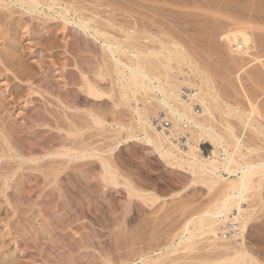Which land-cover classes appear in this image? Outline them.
I'll return each mask as SVG.
<instances>
[{
	"label": "rangeland",
	"instance_id": "rangeland-1",
	"mask_svg": "<svg viewBox=\"0 0 264 264\" xmlns=\"http://www.w3.org/2000/svg\"><path fill=\"white\" fill-rule=\"evenodd\" d=\"M74 1L77 3L74 6L80 4L78 3L80 1L77 2V0H70V2L69 0H61L58 3L60 5H57L55 9L58 11L61 7L65 8L70 5L73 7L71 3H74ZM222 1L220 0V2ZM225 1V3L228 2L227 0ZM48 2L52 1L48 0ZM223 2L221 3L223 4L222 6L225 5ZM68 3L70 5H64ZM81 3L83 4L84 2ZM89 3L86 2L83 6L87 5L90 9H95L94 11H96L97 7L94 6L95 8H92L94 4L91 6ZM82 4L80 5L82 6ZM221 4L218 5L221 6ZM226 5L229 6H224L229 8H226L228 11L225 9L223 12L224 9L222 7L223 15L221 17L217 16L219 17L218 20L215 17L213 18L214 22L218 21V23H212L213 19L210 18V21H208L209 19L206 21V24L207 22H211L208 24L209 26L202 24L203 28H207L206 30L198 26V28H202L203 30L201 29L200 32V30H197L198 28H194L195 33L193 30H190L192 32V35H190V31H181V33L183 32L181 34L180 29L175 28L178 30L182 40L181 37L177 39L181 40L178 41L179 47L177 49H170H173L174 54L172 56L175 58L182 53L191 57L194 60L193 62H195L194 66L200 67L201 71H204L202 73H205L204 76L208 80L204 86V97L207 101V104H205L208 110L207 114L209 115L207 116L208 126L215 128L214 130L219 134L223 133L221 135H227L228 131L233 129L232 131H235V135L241 137L243 140V148L240 152L238 151L236 158L247 162H256L264 160V0H229ZM14 10H19L23 13L19 7H16ZM42 11L40 20L35 19L32 21L34 27L30 25L27 28V26L25 27L22 24L21 29L19 25V28L15 27V30H10L9 39L10 43L12 40V43H15L14 47L8 46V48L6 46L8 40L0 37V67L3 68L6 64L12 67L14 63H11V61L14 60V57L18 56L20 57L18 58L19 62L26 67V73L29 77H34L33 80L30 79V82L23 81L24 79L21 81L22 77L24 78L26 74L20 75L15 70L13 74L8 73L12 77L9 80L6 78V74L0 71V98L6 96L3 100H11L14 97H16L15 99H20L19 96L21 95V98L25 99H21V102L19 101L20 103L17 104L18 106L15 104L16 108L10 111H5V108H2V105L0 106L1 125L4 128L6 127L5 131L8 137L15 129H26L24 133L25 141L21 142L23 147H21L22 145L16 146L18 142L14 143V147L21 149L20 152L23 150L26 153L28 147H37L36 144L39 146L43 141L44 143L48 141V143L46 142L45 144L43 143L44 145H41L42 149L38 147L41 150L40 152L37 149L36 154L33 156L28 155V159L43 158L47 152H66V150L74 147L77 150L76 155H78V159L69 162L70 159L67 157H55L54 161L58 160V162L64 163L61 164L64 166V168L62 167L64 170L57 178V181L55 180L54 182L52 178L50 179L53 183L44 180L45 176L51 173L50 166H48V169H45V167H42L44 169H38L36 168L38 164H34L31 161L29 163L28 159H26L28 160L26 161L27 163L17 158L10 159L7 157L0 160V173L12 175V178H10L12 180L9 181L10 185L8 184L10 188L7 187L9 191L5 185H2L3 182L0 180V264H144L145 261L152 259L164 262V264H168L169 262V264H194L199 255L200 257L201 255L203 257L204 255H209L211 259L212 257L216 259L218 258L217 256L222 257L221 254L223 252L225 255H228V252L232 254L231 251L234 250V246L242 244V242L245 247L247 245L252 248L255 247V249H251L264 255V176L261 175L257 176V179L255 178V182L257 181L256 184L258 183L259 187L257 188L258 191L254 190L252 192L256 191L254 193L256 195L254 196L252 192L251 194L249 193L250 197H245V200L240 204L243 209V217L249 218L247 228L242 236H238V238L232 237L234 235L233 232L240 229L239 222H227L219 226L221 232L219 230L220 233L218 232L217 238L213 235L211 236V234L200 236L201 238L208 237V240L207 238L201 240L200 237L196 238L194 249L191 247L192 252L190 250L186 251L185 248L179 245L181 239L185 238L186 235L182 236V238H177V235L179 236L186 223L193 220V218L194 220L198 219L202 216V212L205 213V211L211 209L224 196L226 192L224 189L225 185L223 183L213 185L206 180L208 175L192 174L188 170L172 165L160 156L153 146L144 142L143 136L138 130V123H134V121H138V116L134 114V109L138 107L144 112V110L150 107L151 109L148 110H151L153 123L158 127L155 118L158 109L155 108L153 110L156 102L145 103L143 96H138L139 102L137 99H132L131 96L124 97L120 88L121 83H118L119 79L116 78L117 76L113 72L109 74L110 76L108 74L107 77L104 76L105 78L97 76L93 60L96 53V56L104 55L102 53L104 50H101L103 44L99 41L95 43L94 39L90 36L86 35V37L75 25L70 24V26L67 25L65 27L64 25L62 26L64 22L59 18L57 19L58 21L50 20L46 17V14L53 15V17H57V15L46 7ZM94 11H91V13L89 11L87 14L92 15ZM15 16L19 17L20 15L16 14ZM29 16L34 17L36 14ZM76 16L72 14L70 16L71 21H78V16ZM103 17L102 14L99 20L103 19ZM105 18L107 17H104L102 21L105 22ZM228 19H232L233 23ZM235 19L237 22L239 21L243 24H240L242 29L249 22L248 29L246 30V25L245 32L250 38L248 42L249 46H247L250 53L249 57H251L247 56V58L244 56V60L242 59L243 56L239 59L240 55L237 57L238 55L235 52L232 55L233 51H231L232 48L229 46L231 43L225 38L228 35L226 32L230 34L239 29L237 28L240 27L239 23L237 24L236 22L235 25L237 24L238 26H233ZM222 21L224 23H221ZM229 22L232 23V26ZM44 23L49 24L45 25ZM225 23L227 25L224 29L223 25ZM23 25L24 27H22ZM202 25L200 24V26ZM219 25L223 30L220 29ZM49 26L54 30L57 29L52 35H48ZM46 28L48 33L47 30L44 31ZM4 29H7V27L5 26ZM66 43L68 44V48H71L68 49ZM1 46L4 47L2 48ZM158 46L160 45L152 47L157 49ZM163 47H159L158 49L162 50ZM94 49L97 50L96 53H94ZM3 51H5L4 54ZM8 54L12 56L10 60L12 65L8 62L10 59ZM164 54L167 55V52L165 51ZM5 55L8 57L5 58ZM90 55L93 59L90 58ZM228 56L236 57L235 61L229 62L230 57L228 58ZM99 58L100 60L104 59L102 56H99ZM236 60L240 61L236 64ZM108 61L107 63H110V58ZM111 63L107 66L110 67ZM194 66L190 67V64H179L176 61L171 62L169 65L167 73L169 82L181 85L185 99L188 98H186L185 93H189L188 91L192 90V88L188 87L184 82L193 80H196L195 83L199 82L196 78L194 79V76L190 72V69ZM81 72L84 73L82 74ZM103 72H105V69ZM37 74H40V76H37ZM85 76L87 77L86 81H90L106 95L101 97V99H96L91 96L89 97V95L87 96V93H83L85 91L81 92V90H85V87L80 86V84L84 83L82 77L84 79ZM15 77H19L20 79H16ZM25 82H29L30 84H26ZM32 83L35 89L37 85H41L44 89H37L36 91H40H38L39 94H32L34 92L27 87L28 84L31 85ZM22 86L27 89L25 93ZM17 87L18 90L16 89ZM10 88L17 91L12 92L13 95L11 96H14L13 98L8 94ZM68 89L72 96H69L68 100V96L63 95L62 97L65 96L66 102L61 99L62 97H60L58 92L59 90H65L66 92ZM16 94H18V97ZM27 95H31L29 96L30 98ZM43 95L44 97H42ZM61 100L66 103L68 101L71 102L74 109L77 106L76 109L74 110L72 107H70L72 109L68 108L65 105L69 106L71 103L64 105L65 102L63 103ZM29 105H31V108H29ZM200 105L196 104L194 106L197 112L202 110ZM146 106L147 109H145ZM24 114H26L27 120L26 118L24 119ZM38 114L42 117L45 115L44 118H49L45 119L49 120L47 125H50H46V127L41 126L42 128H40L36 123H33L34 116ZM95 117L98 119L100 117L102 119L105 118L104 120L109 124L105 125V129L101 128L93 123L96 121ZM16 120L17 122H15ZM115 120H117L116 122L121 121L123 123L121 124L125 127L124 131L121 130L122 132L120 131V133L118 131L113 132L118 129L116 126L113 127V121ZM70 121H75L76 124ZM245 121H248L252 127H245ZM132 122L134 125L132 124L131 126ZM4 124L8 127L10 125V127L8 128ZM28 124H30L29 128L27 127ZM32 124H34L33 129L31 128ZM57 126H59V129ZM71 126H74V128H71ZM255 126L257 127L256 130L254 129ZM67 129H71V132L72 129L76 131V142L72 141V136L71 138L67 137ZM35 130L37 131L36 134H34ZM109 131L110 133H108ZM27 132L29 136H27ZM21 136L23 137V134ZM1 138L3 137L0 135V150L5 146L4 138L3 140ZM10 139L12 140V137ZM71 141L73 144H71ZM5 147L7 148V145ZM198 148L202 151V154L199 156L200 160L211 163L212 166L219 169L220 158H218V152L204 139L198 143ZM83 154L86 158H83ZM51 160L53 161V159L45 158L43 162ZM22 163H24L23 166H20ZM106 166L113 172L112 175L115 173L112 178H115L114 180L108 179L109 181H107L104 178L103 172H105ZM44 171L46 174H43ZM224 176L226 178L230 177V175ZM231 179H236V177L232 176ZM53 186L61 188L60 191L52 189ZM231 216L232 219L234 216H238L236 208L233 209ZM181 223L182 226H180ZM220 234L225 236L229 240L228 242L232 244L226 245L227 241H224L226 239L220 236ZM214 238L216 239L215 242ZM218 238H223V240H217ZM196 243H200L199 246L204 250ZM216 243L223 248L226 245V251L221 246V248L215 247L217 246L215 245ZM209 244L213 248L209 247ZM228 246H232L233 249L229 248V251L227 249ZM175 250L178 252H175ZM185 251L187 255H185ZM193 251L197 253L193 255ZM216 251H218L217 253H221L215 257ZM206 252L209 253L206 254ZM165 254L166 256H164ZM40 255H43V258ZM187 257H189V261ZM5 258L8 259L6 260ZM44 258L47 260L49 258V261L46 263ZM181 260H184L182 261L183 263Z\"/></svg>",
	"mask_w": 264,
	"mask_h": 264
},
{
	"label": "bare ground",
	"instance_id": "bare-ground-1",
	"mask_svg": "<svg viewBox=\"0 0 264 264\" xmlns=\"http://www.w3.org/2000/svg\"><path fill=\"white\" fill-rule=\"evenodd\" d=\"M49 1H52V2L49 3L48 0H0V37L2 39L8 40L7 45L6 44L5 45L7 47L8 46L14 47L15 43H12L13 40L10 43V39H9L10 38V33H9L10 30H12V29L15 30V27H18L19 25H20V29H21L22 24H24L25 27L27 26V28H28V26L33 24L32 21H34L35 19L40 20L41 15L43 13L42 10L45 7L49 11H52L55 13V15H57V17H55V16L53 17V15H47L46 14V17H48L50 20L53 21V20H57L59 18L64 22V24L62 23V26L64 25L65 27H67V25L70 26V24L75 25L79 29L80 32H83L85 34V36L87 35V36H90L91 38H93L95 43H96V41L101 42L103 44V48L101 50H104V52H102L104 55L101 54L99 56H102V58H104L102 60H104V61L100 60L99 56H96L97 50L94 49L95 50L94 53H96L95 56H94V54H92L94 56L93 61L95 62L94 63L95 65L93 64V66L95 67V71L97 72V76H99L100 78H101V76L107 77L109 74H111V72H113L116 74V76H117L116 78L119 79L118 83H121L120 88H121V91H122V94L124 97L131 96L132 99L138 100V96L139 97L143 96V100L145 103L150 104V103H152V101L156 102L154 109L153 108L152 109L153 110H155V108L158 109V111L156 109V111L158 113H156L157 115L155 117L157 122H158V127L155 126L153 123L152 115L150 113L151 110L150 111L148 110L151 108L149 107L147 109L148 105L145 108L147 110H144V112H142L138 107H136V109H134V114H136L138 116V118H137L138 121H134V123L135 124L138 123V126H139L138 130H139V132H141L140 134H142L144 142L153 146L154 149H156V151L160 154V156L165 158L172 165H175V166H178L179 168L188 170L192 174L208 175V178L207 179L204 178V179L211 182L213 185H216L219 183H223L225 185L224 189L226 190V192H225L224 196L220 200H218L216 202V204H214L211 209L207 208L208 210L205 211V213L202 212L203 213L202 216H200L198 219L194 220V218H193V220H190L188 223H186L184 229H182L180 227V226H182V223H181V225L179 227L182 229V232L179 234V236L177 235V238L178 237L182 238V236H184V235H186V237L181 239V243L179 245L182 246L183 248H185L186 251L187 250L191 251V249H192L191 247H193V249H194V246H195L194 241L196 238H198L202 235L204 236L205 234H208V235L211 234V236L213 235L217 238L218 232L220 230L219 226L224 225L227 222H232V223L239 222L240 223V227H239L240 229H239V231L233 232L234 235L232 237L238 238V236H242V234L244 233V231L247 228L249 218L243 217V209H242V206L240 204H241V202H243L245 200V197H247V196L250 197L249 195L251 194L252 191H254V190L258 191L257 188L259 186H258V183L256 184L257 181L255 182V178L259 175L264 176V160H259L256 162H247L243 159L239 160L238 158H236V154L238 153V151L240 152L243 148V140L241 139V137L236 136L234 133L235 131H232L233 129H231V130L229 129L230 130V131H228L229 133L226 132V133H228L227 135H221L223 133L219 134L214 130L215 128H212V126H208L209 122H208L207 116H209V115L207 114L208 110L206 108V104H207L206 102L207 101L205 100L206 98L204 97V93H205L204 86L208 80L204 76L205 73H202L204 71H201L200 67L194 66L195 62H193L194 60L191 57H188L187 55H185L183 53L182 54L179 53L180 55L177 58H175L172 56L174 54L173 49H170V48L177 49L179 47L178 41L182 40V37L179 36V32H178L179 29H180V33H181V31L189 32L190 30H193V32H194L195 31L194 28L197 29L198 26L203 28V25L206 24V21L208 19H209L208 21H210V18L213 19L215 17V19L217 18L216 20H218V18L223 15V12L225 11V9L228 8L229 6L231 7V5H232L231 2H230L231 5L228 4L229 5L228 6L226 4L229 2V0H227L228 1L227 3H225L226 1L223 0L224 2L223 1L222 2L225 4L224 6H228V7H224V6H222L223 4H221L222 2H220V0H218L219 3L216 0H213V1H215V3H213L212 0H84V1L83 0H77V2L80 1V2H78L80 4H82L81 2H84V3L90 2L89 4L91 6L94 4L92 8L97 7L96 9L98 10V12H96L97 10L94 11L95 9H90L87 5L83 6L84 3L82 4V6L80 4H78L77 6L76 5L74 6V4L76 3L75 1H74V3L73 2L71 3L73 7H71V5L68 3V4H64V5H70L69 7L67 6V7L63 8L60 6L61 7L60 10L57 11L55 9V7H57V5H60L58 3L61 0H49ZM65 2H67V1H65ZM69 2H70V0H69ZM216 2L218 4H221V6H219ZM16 7L21 8L23 13L20 12L19 10L18 11L14 10ZM222 7L224 9L223 12L221 10ZM228 9H226V11H228ZM89 11H90V13H91V11H94V12L92 13V15H89V14H87ZM16 14H19L20 16L16 17L15 16ZM31 14H36V16H34V17L29 16L28 17V15H31ZM72 14L78 16V21H74V20L71 21L70 16ZM102 14L104 17H107V18H105V22L102 21L104 19V17H103V19L101 18V20H99V18L102 16ZM104 14H106V15H104ZM217 16H219V17H217ZM50 20H48V21H50ZM228 20H230V19H228ZM231 20H230V22H232L234 19L232 21ZM46 22H47V20H46ZM230 22H229V24H231V26H232L233 22L232 23H230ZM236 22L237 21L235 19L233 26L235 25ZM190 23L191 24L194 23L195 25L194 24L192 25L194 27L190 26L191 25ZM198 23H200L201 25L203 24V25L200 26V24H198ZM210 23L211 22H209V23L207 22L206 25H208ZM212 23H218V21L214 22V19H213ZM221 23H224V21H222ZM238 23L240 26L241 22L238 21L237 24ZM44 24L48 25L49 23L48 24L44 23ZM60 24H61V22H60ZM237 24L235 26H238ZM244 24H246V23H244ZM248 24H249V22L246 24L247 28H246V25H244L243 29L240 26L241 28L237 27L239 29L238 30L236 29L235 31L232 30L233 32H231L230 34H229V32H226V33H228V35L225 38L227 39V41H229L231 43V45H229V46H231V48H232L231 49V51H233L232 55L234 52L237 53L236 54V55H238L237 57H239V55H240L239 59L241 58V56H243L242 59L247 57V56L249 57V54H250L248 52L249 51V48H248L249 43L248 42H249L250 38L247 36V33L245 32V28H246V30L248 29ZM24 25L22 27H24ZM196 25H197V27H196ZM206 25H204V26H206ZM220 25H219V27H220ZM226 25H227L226 23H225V25H223L224 29H225ZM241 25H243V24H241ZM5 26L7 27V29H4ZM55 26H56V24H55ZM175 28H177L178 30ZM187 28H189V29H187ZM174 29L177 31H175ZM201 29L198 28L197 30H200V32H201ZM203 29L206 30L207 28H203ZM220 29L223 30L221 27H220ZM46 30H47V28L44 31H46ZM54 31H57V29L54 30L53 28H50V26H49V34L48 35L54 34ZM177 32H178V34H177ZM40 33L42 34V32H40ZM47 33H48V30H47ZM55 34L57 35V33H55ZM190 35H192V32L190 33ZM180 37H181V40H177ZM226 39H224V40L226 41ZM67 45L68 44L66 43V47L68 48ZM155 45L156 46L160 45V46H158L156 49V48H154V47H156ZM6 46H5V48H6ZM152 46H154V47H152ZM1 47L3 48L4 46H1ZM159 47H163V49L162 50L158 49ZM167 47H169V48H167ZM69 48H71V47H69ZM165 51L167 52V55L164 54ZM4 52L5 51H3V54H4ZM176 52H178V51H176ZM90 53H92V52H90ZM8 56L10 57V59L8 58L9 59L8 62L10 63L12 56H10V54H8ZM8 56H6L5 58H7ZM229 57L230 56H228V58ZM18 58H20V57H18V56L14 57V60L15 59L17 60V61L15 60V62L12 59L13 61H11V63H14L12 67L7 66L8 64H6L5 67H3V68L0 67V71H2L4 74H6V76H7L6 78H8L10 80V78H12V77H10L8 75V73L13 74V71L16 70L15 72L17 73V71H18L20 75L26 74L25 76L22 75V76H24V78L22 77L21 81L24 79L23 81H29L30 82V79L33 80L34 77L33 76L29 77V75L26 73V70H27L26 67L24 66V64L19 62ZM90 58H92L91 55H90ZM109 58L112 61V63L110 61V63L112 64V65H110V67L107 66L110 64V63H107V62H109L108 61ZM235 58H233L231 56L230 57L231 60L229 59V62L235 61ZM242 59H241V61H242ZM237 60H238V58H237ZM237 60H236V64L240 61V60L239 61H237ZM5 61H7V59H5ZM173 61H176L179 64H186V65L190 64V67L192 65L194 66V67H192V69H190L191 70L190 72L194 76V79L196 78L197 81L199 80V82L195 83L196 80L184 82V84H186L188 87L192 88V90L188 91L189 93H185L186 98L188 97L187 99H185V97H184L183 91L181 89V85H179L178 83L174 84L172 82H169V77L167 76V73H168L169 65ZM101 62H103L104 65H102L103 63H101ZM5 63H7V62H5ZM242 63H243V61H242ZM102 68H103V70L105 69V72H103ZM192 70H193V72H192ZM81 73L83 74L84 72H81ZM30 75H33V74H30ZM38 75L40 76V74H37V76ZM85 75H87V74H85ZM85 77H84V79L82 77V80H84V83L80 84V86L82 85L83 88L85 87L84 88L85 90L80 89L81 92L85 91L83 93H87V96L89 95V97L91 96V97H94L96 99L97 98L101 99V97L106 95L103 91H100L99 88L95 87L94 84H92L90 81H89L90 83L88 81H86L87 77L86 78ZM112 77H114V76L112 75ZM15 78L17 79L19 77H15ZM8 79H7V81H8ZM19 79H18V81H20ZM200 80H201V82H200ZM116 81H118V80H116ZM29 82H27V83H29ZM33 83L31 85H29L30 84L29 83L28 84L29 86L27 85V87H29V90L34 92V93L31 92L32 94H35V93H38V91L40 89H42L43 87L41 85L40 86L37 85L36 86L37 88L35 89ZM7 86H9V85H7ZM24 86H25V84H24ZM24 86H22V88ZM68 86L70 87V85H68ZM18 87L16 88L17 90H18ZM22 88H21V90H22ZM14 89H15V87H14ZM37 89H39V90L36 91ZM25 90L27 91V89H25V87H24V90H23L24 93H25ZM61 90H59V92H58L60 94V97L65 95V96H68V98L67 97L66 98L69 100V98H70L69 96H72L71 92H69V89L66 90V92H65V90L64 91H61ZM12 92H17V91L12 90V88H10L8 94L11 98L14 97V96L13 97L11 96V95H13ZM56 93H57V91H56ZM18 94H20V93H18ZM18 94H16L17 97H18ZM29 96H31V95H29ZM29 96L27 95V97H29ZM5 97L4 98L1 97L2 100L0 98V100H1L0 106L2 105L3 106L2 108H5V111H10L11 109L16 108V105L21 102L20 100L24 99V98H21V95L19 96L20 99H18V98L15 99L16 97H14L11 100H8L7 98H6L7 100H3V99H5ZM42 97H44V95ZM64 97H62L61 99L65 100ZM43 99H45V98H43ZM7 101H10V102H7ZM26 101H27V98H26ZM65 101L67 102V100H65ZM66 102L64 103V105L71 103L69 101H68V103H66ZM138 102H139V100H138ZM32 103H33V100H32ZM196 104H199V105L201 104L200 105L202 108L201 111H199V112L196 111V109L194 107ZM39 105H40V103H39ZM72 105L73 104L71 103V105H69V106L65 105V106H67L68 108H70V107L73 108L74 106H72ZM30 106L31 105H29V108H31ZM37 106H38V104H37ZM135 106H137V105H135ZM76 107H75V109H76ZM72 108H70V109H72ZM37 112L39 113L38 110H37ZM50 113H51V111H50ZM8 114H9V112H8ZM72 114L74 115V113H72ZM24 115H25L24 119L26 118V120H27L26 114H24ZM44 116L42 117L40 114H38L37 116H34L33 123H36L40 128H42L41 126L46 127V125L49 121L46 119H49V118L45 117L46 118L45 119ZM100 118L99 119L96 118L95 119L96 121H94L93 123L98 125L101 128L102 127L104 128L105 125L107 126L108 122L106 120H104L105 119L104 117H103L104 119H102V118L100 119ZM70 119H72V118H70ZM115 119H116V117H115ZM62 120H64V119H62ZM165 120L170 122L171 127L167 128V129H161V127L159 125L161 124V122H163ZM116 121L117 120L113 121L114 122L113 127L116 126L118 129L115 128L116 130H114L113 132L118 131V133H120L121 130L124 131L125 127L122 125L123 123L120 120H118L120 122H116ZM15 122H17V120ZM27 122H25V123L27 124ZM29 122H30V120H29ZM70 122L71 123L74 122V124H76L75 121H70ZM10 124H12V123H10ZM13 124H14V122H13ZM30 124L27 125L28 128H29ZM132 124H133V122L131 123V126H132ZM4 125H6V124H4ZM49 125L50 124H48L47 126H49ZM244 125L247 128L252 127L248 121L247 122L245 121ZM33 126H34V124H32V127H31L32 129H33ZM36 126H35V128H36ZM38 126H37V128H38ZM74 126H71V128L72 127L74 128ZM9 127H10V125H9ZM15 127H16V125H15ZM23 127H25V126H23ZM57 127L59 129V126H57ZM76 127H77V125H76ZM135 127L137 128L136 125H135ZM135 127H132V128L136 129ZM5 128L1 125V120H0V135H1V137L4 138V140H3V138H1V139L4 141V145L5 146L7 145V148L4 146V148H6V149L3 148L2 150H0V160L3 158H7V157L10 159L11 158L12 159H16V158L20 159V160H22V162H23V160L25 162L29 160L28 161L29 163L31 161L34 164H38V165H36L37 166L36 168H38V169H40V168L44 169L42 167H45V169H48V166H50L49 169H50L51 173L47 174L46 176L44 175L45 176L44 180L48 181L49 183L52 182L53 180H54V182H55V180L57 181L58 180L57 178L59 177L61 172L64 170L63 169L64 166L61 165L64 163H62V162L60 163V162H58V160L54 161L55 157H57V156L58 157H67L68 159H70L69 162L71 160L78 159V155H76L77 150L74 149L75 147L71 148L70 150H66V152H63V151L60 153H59V151H57V153L56 152H54V153L47 152L43 158H39V159L38 158L37 159H34V158L31 159L30 158V159H28V155L33 156L34 154H36L38 151L37 149H39L38 147H40V149H42L41 145H44L46 142L48 143V141H45V143L43 141L44 144L42 143L39 146L36 144L37 147H35V146L34 147L33 146L28 147V151H26V153H24L23 150H22V152H20L21 149H19L18 147H14L15 146L14 143L16 144L18 142V144H16V146L22 145L21 147H23L22 143L25 141L24 140V135H25L24 133L26 132V129L17 127V128H20L21 130H16V129L14 130V128H13L14 131H12V133H11L12 136L10 135L8 137V136H6ZM55 128H56V126H55ZM254 129L256 130L257 127L255 126ZM70 130L71 129H69V130L67 129V131H68L67 133L69 135V136L67 135V137L71 138V136H72L74 138V139L72 138V141L76 142V137H77V136L75 137L76 131L74 130L75 131L74 132L72 129V132H71ZM30 131H32V130H30ZM110 131H111V129H110ZM110 131L108 133H110ZM36 133H37V131L34 134H36ZM46 133H48V132H46ZM22 134H23V137L21 136ZM27 134H28L27 136H29L28 132H27ZM7 135H9V134H7ZM10 137H12V140L10 139ZM25 139H26V136H25ZM202 139L206 140L218 152V155H219L218 158H220L219 169L212 166L211 163H206V162L200 160L199 156H200V154H202V151H200V149L198 148V143H200ZM14 140H15V142H14ZM16 140H18V141H16ZM68 140L70 141V139H68ZM72 141H71V144H73ZM25 146H26V144H25ZM40 149H39V152L41 151ZM231 149H233V150L231 151ZM45 158L53 159V161L51 160V161L44 163L43 160ZM83 158H86V156L84 155ZM26 159H28V160H26ZM24 163H22V165H20V166H23ZM106 165H108V164H106ZM103 167H105V166H103ZM103 169H105V168H103ZM45 171L43 174H46ZM104 171L105 172H103V175H104V178L107 179V181L115 179V178L112 179L114 177L113 175L115 173L112 175L113 172L110 171L109 167L107 168V166H106V170H104ZM224 175H230V177L226 178ZM232 176L236 177V179H231ZM10 178H12V175L0 173V180H2V182H3L2 185H5L6 189H7V187H9L8 186L9 181L12 180ZM51 178H52V181L50 180ZM259 178H261V177H259ZM107 181H104V182H107ZM259 184H260V181H259ZM53 187H52V189L57 190V191L58 190L60 191V189H61V188H57V187L53 188ZM3 190H4V188H3ZM54 192H56V191H54ZM61 192H63V191H61ZM254 193H256V191ZM254 193H253V195L255 196L256 194H254ZM251 197H252V195H251ZM152 203H153V201H152ZM234 208H236L238 210V216H234L232 219L231 214H233ZM189 219H190V217H189ZM191 219H192V216H191ZM183 222H184V220H183ZM191 227H193V228H191ZM174 231L177 232L176 230H174ZM220 232H221V230H220ZM222 234H223V232H222ZM220 236H223V235L220 234ZM24 237H26V236H24ZM206 238L208 240V237H206ZM206 238L200 237V240L206 239ZM223 238L226 239V240H224L225 242L227 241L226 245L231 243V242H228L229 240H227V238H225V236H223ZM223 238H218L217 240H219V239L223 240ZM210 239L212 240V238H210ZM213 240L215 242L216 239L214 238ZM170 241H171V239H170ZM196 244H198V243H196ZM199 244H198V246H199ZM237 244H238V242H237ZM215 245H217V243ZM226 245H224V248L226 247ZM220 246L221 245H219V246L217 245L215 247H220ZM229 246L227 249L232 248V246L231 247H229ZM209 247H212V246L210 245ZM47 248H48V246H47ZM220 248H219V250H220ZM224 248H223V250H224ZM251 248L252 247H250L248 245H247V247H245V245L242 242V244H238L237 246H234L235 251L234 250H233L234 252L231 251L232 254H230V252H228L229 254L225 255L223 252V254H221L222 257L217 256L218 258H216V259H213V257L211 259V256H209V255H206V256L204 255V257H203V255H201V257H200V255L199 256L197 255L199 258L198 257H197V259L194 258L196 260L195 261L193 260V261H194V264H264V257H263L264 255L261 252H260L261 253L260 254L258 252H255L254 250H252V249H255V247L252 249ZM49 249H51V248H49ZM201 249H203V248H201ZM216 249H218V248H216ZM211 250H213V249H211ZM186 251H185V255H187ZM225 251H226V248H225ZM229 251H230V249H229ZM41 252H42V249H41ZM175 252H178V251L175 250ZM217 252L218 251H216V253H215V257L217 254L221 253L220 251H219L220 253H217ZM43 253H45V252L43 251ZM195 253H197V252H194L193 255H195ZM208 253L206 252V254H208ZM46 254H48V253H46ZM46 254H44V255L46 256ZM164 256H166V254ZM207 256H209L210 258ZM187 258L189 261L190 260L189 257H187ZM158 259H159V257H158ZM160 259H161V257H160ZM175 259H176V257H175ZM182 259H183V257H182ZM44 261H46V263H47L49 261V258H48V260L45 259ZM175 261H177V260H175ZM182 261H184V260H181V262ZM172 262L174 263V261H172ZM8 263H9V261H8ZM106 264H109V263H106ZM144 264H164V262H160L158 260L154 261L152 259L150 261H145ZM187 264H190V263H187Z\"/></svg>",
	"mask_w": 264,
	"mask_h": 264
},
{
	"label": "built area",
	"instance_id": "built-area-1",
	"mask_svg": "<svg viewBox=\"0 0 264 264\" xmlns=\"http://www.w3.org/2000/svg\"><path fill=\"white\" fill-rule=\"evenodd\" d=\"M157 124H158V122H157ZM159 126L161 127V129H167V128L171 127V124L168 121H163V122H161V124Z\"/></svg>",
	"mask_w": 264,
	"mask_h": 264
}]
</instances>
